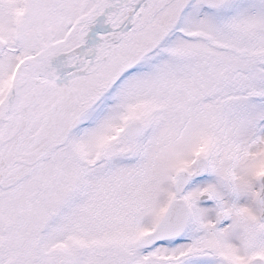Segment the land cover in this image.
Here are the masks:
<instances>
[{
  "label": "snow or ice",
  "instance_id": "1",
  "mask_svg": "<svg viewBox=\"0 0 264 264\" xmlns=\"http://www.w3.org/2000/svg\"><path fill=\"white\" fill-rule=\"evenodd\" d=\"M0 264H264V0H0Z\"/></svg>",
  "mask_w": 264,
  "mask_h": 264
}]
</instances>
